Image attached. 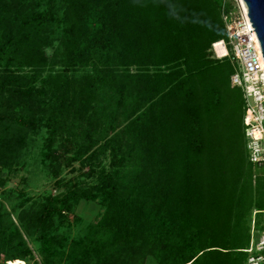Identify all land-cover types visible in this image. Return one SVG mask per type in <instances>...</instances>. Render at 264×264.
Returning <instances> with one entry per match:
<instances>
[{"label": "trees", "instance_id": "trees-1", "mask_svg": "<svg viewBox=\"0 0 264 264\" xmlns=\"http://www.w3.org/2000/svg\"><path fill=\"white\" fill-rule=\"evenodd\" d=\"M222 7L0 0V167L16 172L45 132L49 172L65 179L78 162L73 179L91 180H60L64 190L41 199L0 195L2 264H39L26 237L42 264L247 262L264 164L250 158L232 55H214L228 38ZM82 199L103 213L83 236L58 237Z\"/></svg>", "mask_w": 264, "mask_h": 264}, {"label": "built area", "instance_id": "built-area-1", "mask_svg": "<svg viewBox=\"0 0 264 264\" xmlns=\"http://www.w3.org/2000/svg\"><path fill=\"white\" fill-rule=\"evenodd\" d=\"M222 16L227 29V39L223 43L227 54L219 56L214 43V51L219 58L231 56L235 71L231 75V85L242 89L245 100L244 123L253 163L264 164V53L250 18L244 0H233L222 7ZM245 264H264V231L253 234Z\"/></svg>", "mask_w": 264, "mask_h": 264}, {"label": "rangeland", "instance_id": "rangeland-1", "mask_svg": "<svg viewBox=\"0 0 264 264\" xmlns=\"http://www.w3.org/2000/svg\"><path fill=\"white\" fill-rule=\"evenodd\" d=\"M223 4L232 5L233 0H222ZM57 42V41H56ZM214 49V47H213ZM51 52V50H49ZM215 57L218 55L214 51ZM45 132H41L36 135H32L30 143L27 144L25 165H22L16 172H9L6 169L0 167V195L3 193H12V197L16 199L18 193L25 192L29 197L35 199H41L46 195H57L64 190L65 184L69 181H78L84 183H90V179H73L81 177L80 171H75L76 167H79L78 162H74L72 165L65 166L62 177L65 179L55 178L48 170L46 163L43 162L42 153L44 152V138ZM85 169L84 171H86ZM7 177V178H6ZM7 179V180H5ZM62 180L65 184L58 185V182ZM4 183V184H3ZM7 206L10 208L8 202ZM104 207L101 201H88L82 199L77 203L73 212L67 213L66 222L63 225H59L56 228L58 237L68 239L71 241L74 238L83 236L88 231L91 224L95 223L100 215L103 213ZM13 218L17 220L16 215L13 213ZM260 219L264 224V216L258 214L254 210L249 216V223L253 234H256V221ZM28 244L30 245L36 261L42 264V255L39 252V246L37 240L31 237H26ZM23 264H27L23 260ZM34 260L31 262L33 263ZM4 262V258L0 259V264ZM8 262V261H7ZM7 262L5 264H7ZM30 264V263H29Z\"/></svg>", "mask_w": 264, "mask_h": 264}, {"label": "water", "instance_id": "water-1", "mask_svg": "<svg viewBox=\"0 0 264 264\" xmlns=\"http://www.w3.org/2000/svg\"><path fill=\"white\" fill-rule=\"evenodd\" d=\"M264 53V0H244Z\"/></svg>", "mask_w": 264, "mask_h": 264}, {"label": "bare ground", "instance_id": "bare-ground-1", "mask_svg": "<svg viewBox=\"0 0 264 264\" xmlns=\"http://www.w3.org/2000/svg\"><path fill=\"white\" fill-rule=\"evenodd\" d=\"M215 49L219 56H223L227 54V49L223 45V43H216Z\"/></svg>", "mask_w": 264, "mask_h": 264}]
</instances>
